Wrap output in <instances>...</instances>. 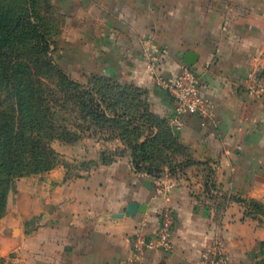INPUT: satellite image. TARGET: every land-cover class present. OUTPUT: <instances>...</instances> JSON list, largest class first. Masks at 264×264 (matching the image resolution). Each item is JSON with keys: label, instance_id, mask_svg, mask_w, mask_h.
I'll list each match as a JSON object with an SVG mask.
<instances>
[{"label": "crops", "instance_id": "1", "mask_svg": "<svg viewBox=\"0 0 264 264\" xmlns=\"http://www.w3.org/2000/svg\"><path fill=\"white\" fill-rule=\"evenodd\" d=\"M54 3L71 50L64 57L77 71L141 87L182 151L175 170L153 174L135 169L121 137L62 145L64 163L17 179L0 219V256L8 264H203L215 247L227 264H264V212L252 205H264V0ZM186 65L199 77L204 114H179L158 82ZM104 152L116 155L105 162ZM83 160L94 164L83 170ZM132 203L146 211L129 214Z\"/></svg>", "mask_w": 264, "mask_h": 264}, {"label": "trees", "instance_id": "2", "mask_svg": "<svg viewBox=\"0 0 264 264\" xmlns=\"http://www.w3.org/2000/svg\"><path fill=\"white\" fill-rule=\"evenodd\" d=\"M26 43L36 48L33 54L23 52ZM50 48L36 0H22L19 6L0 2V219L18 178L60 163L52 141L74 133L66 125L65 103L78 105L86 119L112 129L110 138H123L138 171L157 174L165 165L175 170L174 155L182 151L173 127L152 111L141 87L99 74L81 84L51 61ZM47 64V71L62 78L77 99L65 102L57 86L51 90L43 85ZM114 155L104 152L103 161H112ZM252 205L264 212V205ZM0 264H6L1 256Z\"/></svg>", "mask_w": 264, "mask_h": 264}, {"label": "rangeland", "instance_id": "3", "mask_svg": "<svg viewBox=\"0 0 264 264\" xmlns=\"http://www.w3.org/2000/svg\"><path fill=\"white\" fill-rule=\"evenodd\" d=\"M21 1L22 0H4L0 2L1 4L19 6ZM36 1H37V6L39 7V12L42 15L43 30L44 32H46L47 39L51 43V48L49 49V57L51 61L55 62L63 70L65 75H67L68 77H70L71 79L77 82H80L81 84L87 85L89 83V80H91L93 78V75L95 74L94 73L88 74L87 72L81 70H78L80 71L78 73L77 71L78 65L76 59L67 60L64 57L68 51H70L71 53V50L66 49L63 38L62 36H60L63 29V19L57 13L54 0H36ZM16 8L20 9L19 7ZM35 51L36 48L31 47L30 43L25 44V48L23 49V52H25L26 54H33ZM48 66L49 65L47 64V66L44 67L43 69L45 74L41 80L43 85L51 90L55 89L57 86V88L60 90L58 93V97L63 98L65 102H70L73 101L74 99H77V95L74 92H72L70 88H68V86L65 88L64 85L65 83L62 78L58 77L57 74H54L52 71H47ZM99 75H104V74H99ZM263 76H264V71H263ZM63 110L67 112V113H63L65 114V117H67V124H66L67 128L72 133L73 132L74 133L68 137H60L52 141V146L57 152L59 147H61L62 145H67V144L73 145L78 143L79 146L85 148L88 146V144L91 145L93 142H102L104 140L114 139L109 137L111 132H113L112 129L108 130L102 128L99 125L95 124L92 120L88 118L86 119L84 117L85 114L84 111L78 105L70 103L67 106V104L65 103V107L63 108ZM77 155H80V153H78ZM59 159H60V163L65 162V159L62 157L60 152H59ZM74 160H75L74 162L71 161L72 164H75L77 160H81V159L75 158ZM93 164L94 162L88 160H83L80 163H78V165H80L83 170L90 169L93 166ZM13 192L14 191H11L9 193L5 213L7 211L9 197ZM5 263L8 264V260L6 258H5Z\"/></svg>", "mask_w": 264, "mask_h": 264}, {"label": "built area", "instance_id": "4", "mask_svg": "<svg viewBox=\"0 0 264 264\" xmlns=\"http://www.w3.org/2000/svg\"><path fill=\"white\" fill-rule=\"evenodd\" d=\"M151 45H147L150 49ZM158 82L171 96L175 103V110L181 114L184 112L204 114L207 108V102L200 90V81L197 73L186 65L182 72L176 77L159 76ZM170 214L165 217L164 228L160 236L166 241L170 228L173 226L175 219ZM226 256L218 248H213L204 256L203 264H227Z\"/></svg>", "mask_w": 264, "mask_h": 264}, {"label": "water", "instance_id": "5", "mask_svg": "<svg viewBox=\"0 0 264 264\" xmlns=\"http://www.w3.org/2000/svg\"><path fill=\"white\" fill-rule=\"evenodd\" d=\"M185 61L188 64L193 65L196 62V54L194 52H189L187 54ZM175 131H176V133H178L177 129H175ZM137 210L143 211V212L146 211L145 204H143L142 206L139 205L136 208V203H132L131 206L129 207L128 213L129 214H135Z\"/></svg>", "mask_w": 264, "mask_h": 264}]
</instances>
